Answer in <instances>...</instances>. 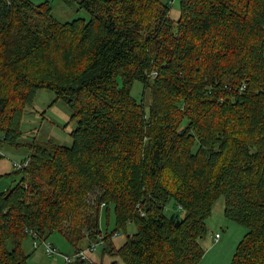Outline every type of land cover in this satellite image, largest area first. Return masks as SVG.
Segmentation results:
<instances>
[{"label": "trees", "instance_id": "1", "mask_svg": "<svg viewBox=\"0 0 264 264\" xmlns=\"http://www.w3.org/2000/svg\"><path fill=\"white\" fill-rule=\"evenodd\" d=\"M179 3L175 21L161 0H83L87 21L59 23L49 0H0L3 142L25 147L23 115L41 89L79 121L73 147L26 144L23 180L0 191V264H29L28 237L46 241L65 224L84 251L83 238L100 242L103 209L117 225L105 243L127 235L111 252L124 264H201L223 196L225 217L247 230L232 264H264V0ZM171 202L183 216L167 215Z\"/></svg>", "mask_w": 264, "mask_h": 264}, {"label": "rangeland", "instance_id": "2", "mask_svg": "<svg viewBox=\"0 0 264 264\" xmlns=\"http://www.w3.org/2000/svg\"><path fill=\"white\" fill-rule=\"evenodd\" d=\"M32 3L40 4L47 2V0H30ZM52 8L51 16L55 21L67 22L74 21L77 18L89 19L90 13L85 8L81 7L80 3L83 0H71L69 3L66 0H49ZM180 0H161L163 3L171 5V11L169 17L173 20L179 19L181 14ZM141 82H136L132 95L141 100L143 105L147 108L152 103L149 90H146ZM33 106L25 109L21 125L22 135L21 143L25 147H10L3 142L5 134L0 131V182L1 185L13 188L18 182L23 180L24 175L18 172L13 163H24L29 156V150L26 144H38L48 143L50 145H60L62 147H73L74 139L72 137L73 132H77L79 128V121L73 115V111L65 101H62L53 91L46 89L39 90ZM8 184V185H6ZM94 191L95 193L88 196L87 213L91 217H85L82 221V235L84 231L90 227V223L93 224V218L96 215V204L99 196H101V190ZM103 207V205H102ZM211 216L207 219V237L201 240L202 248L206 251L205 257L201 264H232V260L238 245L244 237L247 236V230L243 226L236 224V222L228 221L225 217V198L220 197L218 202L213 206ZM100 215V226L102 236L107 237L115 232L117 225H115V212L111 209L110 214L103 209ZM167 215L180 214L183 216V211L178 207L176 208L173 202L167 206ZM95 223V222H94ZM61 231H55L50 234L46 241L52 243L54 248L60 252V254L66 257H74L76 254L74 242L70 240L69 230L71 227L69 224L62 226ZM137 227L133 224H129L127 228L128 234H136ZM32 231L28 234L31 235ZM107 234V235H106ZM126 233L120 231L115 233L112 240L107 244L105 241L100 242L95 254L88 253V259L94 264H124L119 256L111 254L117 248H121L127 241ZM220 237L216 239L217 237ZM89 240L83 238L78 243L79 248L86 249L89 246ZM7 248L10 252L13 251L15 244L12 241H7ZM34 239L32 236L28 237L23 245V250L26 256H30L29 264H66V262L56 256L50 257L46 254L43 246L34 247ZM92 244V243H91ZM41 245V244H40ZM110 254L104 253V251Z\"/></svg>", "mask_w": 264, "mask_h": 264}, {"label": "built area", "instance_id": "3", "mask_svg": "<svg viewBox=\"0 0 264 264\" xmlns=\"http://www.w3.org/2000/svg\"><path fill=\"white\" fill-rule=\"evenodd\" d=\"M29 162H30V160H26L24 163H14V167L17 170L23 171L29 165ZM33 236L35 237V239H34V242H35L34 246L35 247L42 244L46 250L47 255H49L52 258H55L56 256H58V257L62 258L66 262V264H70L76 259H79L82 261H84V260L90 261L88 259V255H89L88 253L95 254V252L97 251V247H98L99 243L105 241V239H103V236H99L100 242H98L97 244L92 243L86 249H84V251L77 252V253H75L76 255L74 257L68 258L65 255L60 254V252L57 250V248L55 249L52 246V243L45 241L43 239H39V238L37 239V235L35 233H33ZM218 238H220V237L218 236L216 239H218ZM90 262H92V261H90Z\"/></svg>", "mask_w": 264, "mask_h": 264}, {"label": "crops", "instance_id": "4", "mask_svg": "<svg viewBox=\"0 0 264 264\" xmlns=\"http://www.w3.org/2000/svg\"><path fill=\"white\" fill-rule=\"evenodd\" d=\"M13 165H14V163H13ZM6 185H8V184H6ZM10 189H12V188H10L8 186H5V185H1V182H0V191H7V190H10ZM80 250H83V249L80 248Z\"/></svg>", "mask_w": 264, "mask_h": 264}, {"label": "bare ground", "instance_id": "5", "mask_svg": "<svg viewBox=\"0 0 264 264\" xmlns=\"http://www.w3.org/2000/svg\"><path fill=\"white\" fill-rule=\"evenodd\" d=\"M45 240V239H44Z\"/></svg>", "mask_w": 264, "mask_h": 264}]
</instances>
